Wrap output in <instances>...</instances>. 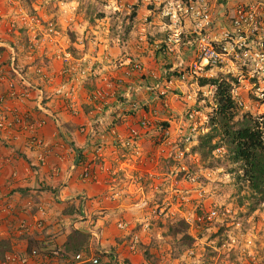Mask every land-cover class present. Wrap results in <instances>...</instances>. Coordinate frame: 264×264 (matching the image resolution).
Masks as SVG:
<instances>
[{"label":"rangeland","instance_id":"obj_1","mask_svg":"<svg viewBox=\"0 0 264 264\" xmlns=\"http://www.w3.org/2000/svg\"><path fill=\"white\" fill-rule=\"evenodd\" d=\"M6 2V12L12 15L10 22L13 28L11 31L4 30V33L12 37V42H16L12 43L15 53L25 58L33 57L32 62L40 61L38 66L45 67L48 61L52 62L49 58H58L67 69L66 80L71 84L68 89L70 102L74 101L73 92L75 96V93L84 89L86 95L82 99L90 104L86 106H92L96 111L99 103L95 94L103 88L102 78L112 81L115 78L109 71L110 67L113 66L119 72L118 77H124L126 67L121 64L128 52L124 45L132 38L131 32L142 0H130L126 5L121 0ZM0 4L3 5L2 1ZM148 6L153 7L152 4ZM149 38H152L151 35ZM153 46L151 44L148 50ZM5 54L9 57V67L17 69V56L12 65L10 48H3L0 56ZM42 59L45 60L42 62ZM147 60L155 67L152 71L162 75V67L166 69L174 61L158 60L154 55ZM145 68L148 69L147 66ZM220 75L231 76L233 96L242 109L240 117L243 114L252 117L264 114V75L253 73L237 61L226 64L223 70L216 68L209 73V77ZM191 76L201 78L195 74ZM191 76L187 80L195 82ZM124 87V84L115 87L119 94L113 101L122 99L120 92ZM180 90L175 85L166 93L162 92V100L156 101L161 103L162 110L158 109L155 102L144 107L148 111L159 110L161 119H152L154 127L151 131H157V127L164 129V124H168L165 130L170 133L168 139L164 138L162 131V142L159 145L149 144L144 152H135L130 146L121 145L117 155L112 156L109 151L106 156L108 161L114 158L118 169L107 178L110 181V184L106 183L107 187L116 182V175H124L122 181H117L122 197L119 203L122 214L117 219L113 218L111 224L124 230L123 236L135 246L136 252L141 254L146 264H264V202L259 203L252 215H247L249 204L257 203L258 199L243 200V197L250 196L251 191L242 180H237L235 171H230L235 166L217 160L224 150H219L214 160H202L194 152L198 137L208 131V119L212 112L210 104H213L212 89L209 91L205 88L198 93L194 102L188 100ZM152 97L158 99L155 94ZM144 108L138 111H130L128 106L122 110L117 109L114 113L117 130L126 122L127 117L135 118ZM142 112L141 115H144L146 111ZM190 114L194 117L190 118ZM192 128H196L197 132L194 133ZM107 130L101 131V135L105 134L113 140L111 130ZM189 136L192 137L190 142L187 140ZM105 137L91 145L96 149V159H93L95 166L96 163H106L105 156L100 157L101 151H105L104 141H108V138L104 140ZM152 147L162 150L161 155L157 151V154L152 156L149 153L147 156L145 151L148 152ZM128 163L132 169L130 177L127 174L131 170L127 167ZM147 163L152 166V177L145 172ZM142 169H145L144 174H141ZM241 183L244 184L243 189ZM108 190L111 191L110 188ZM212 212H216L217 217L210 219ZM102 216L105 214L93 215L91 227L98 225L99 217ZM179 222L189 227L180 226ZM176 223L178 227L175 229L180 231L175 239L170 231ZM121 224L124 228L119 227ZM188 235L195 242L192 248L180 256L177 253L181 249L178 241Z\"/></svg>","mask_w":264,"mask_h":264},{"label":"crops","instance_id":"obj_2","mask_svg":"<svg viewBox=\"0 0 264 264\" xmlns=\"http://www.w3.org/2000/svg\"><path fill=\"white\" fill-rule=\"evenodd\" d=\"M1 1L3 5L0 4V47L10 48L12 65H14L16 56L20 65L17 64V69L14 70L13 67H9L7 54L0 56V95L4 97V107L6 110L16 111L22 120L42 118L47 123L38 133L44 144L42 149L34 147L22 132L15 134L11 141L5 139L0 133V242L9 240L13 245V252L6 255L21 256V254H25L29 243V238L26 235L34 236L40 241H46L50 237L47 243L52 244L50 250H53L56 247L62 248L69 235L73 231H78L91 236L90 250L92 254L91 256L83 254L82 257L95 258L93 250L96 249L101 255H104L103 262L112 259L113 264H146L141 254L136 252L135 246L128 242L126 236H123L124 230L122 231L111 224L113 218L117 219L122 214V206L119 205L122 197L119 194L120 184L117 181L119 179L122 181L124 175H116V182H112L111 187H107L106 183L110 184L107 178L116 173L118 169L116 162L113 161L114 158L108 161L106 156L109 151L112 156L117 155L121 144L114 138L112 140L105 134L101 135L100 132L91 141L81 132L82 127L91 125L96 114L92 106L90 108L86 106L90 105L87 100L82 99V96L86 95L84 89L78 94L75 93V96L73 92L74 101L70 102L71 96L68 89L71 84L67 83V75H65L67 69L63 62L58 58H49L46 55L52 62L48 61L46 67L38 66L40 61L32 62L33 57L25 58L22 54L15 53L12 43L16 44V42H12L14 41L12 37L4 33V30L11 31L13 28L10 22L12 15L6 12V0ZM121 1H124L126 5L130 0ZM161 1L162 6H160ZM220 1L224 3V0ZM227 1L232 6L246 0ZM148 4H152L153 7ZM165 4L166 0H153V2L142 0L135 17L132 39L129 41L127 55H131L135 61H140L149 70H155V67L148 62V57L154 55L158 57V60L161 58L170 59L165 57L163 52L161 57V52L157 51L155 46L162 42L163 47V41L170 26L169 20L164 17ZM147 17L153 24L152 29H150L152 24L146 23ZM3 23L6 24V27ZM147 29L154 33L160 32L162 29V34L157 36L152 43L154 46L151 50H148L149 46L145 45V42L139 41L141 34ZM160 37H162V41L159 39ZM37 57L35 59H40ZM43 60L45 59H42V62ZM162 70L164 71L165 68L162 67ZM109 71L114 76L119 73L113 66ZM12 83L16 85L18 91L28 93V97L26 99L12 98L10 88ZM178 86L182 89L180 91L183 94L197 89L192 81L180 82L177 84ZM205 88L207 87L200 86L202 91ZM147 95L150 98L140 95L135 96V100L141 105L155 102L158 109L162 110L161 103L156 102L157 98L155 100L153 95ZM111 104L113 107L119 103L117 100L111 99ZM74 109L78 110L77 116L71 112ZM142 113L140 115L138 113L135 118L127 117L126 122L119 127L120 134L127 136L131 128L138 129L137 122ZM104 137V140L108 138V141H104L106 147L105 151H101L100 157L105 156L106 163L99 165L96 163L95 166L93 159H96V154H94L96 149L94 148V150L91 145ZM160 138L158 130L154 132L151 129L141 130L140 138L131 150L144 152L145 148L150 145L155 143L159 145ZM131 150L130 152H132ZM157 151L161 155L162 150H157L155 147L149 148L145 153L147 156L149 153L153 156L157 154ZM42 152L47 158V163L43 166L39 164L38 160V156ZM88 166L93 170V174L91 179L86 180L82 178V172ZM127 167H131L130 163L127 164ZM151 167L147 163L146 171L142 169L141 174H144L145 171L149 177H152ZM131 171L132 169L127 171L129 177L132 175ZM81 201L84 203L81 216L64 215L63 212L68 204L79 205ZM84 212L86 216H84ZM102 214L105 216L99 217L98 225L91 227L93 225L91 217ZM40 219L43 220V223L38 226L37 220ZM27 264H84V262H74L73 259L59 260L39 254L36 257H30Z\"/></svg>","mask_w":264,"mask_h":264},{"label":"built area","instance_id":"obj_3","mask_svg":"<svg viewBox=\"0 0 264 264\" xmlns=\"http://www.w3.org/2000/svg\"><path fill=\"white\" fill-rule=\"evenodd\" d=\"M227 2V0H224V3L220 0H166L164 17L169 20L170 26L163 41V47L162 42L155 46L157 51L161 52V57L163 52L165 57L174 60L173 63L164 70L163 75L162 73L156 74L145 68L141 62L133 60L131 55H127L121 64L126 67L123 78L117 75H115L114 81L106 77L102 78L103 88L95 94L99 103L95 117L90 126L82 127L81 132L92 141L95 135L108 129L122 146L134 148L140 138V131L152 129L154 127L152 119L156 121L161 119L158 115L159 110L148 111L144 108L145 105L141 106L135 100V96L155 94L158 97L157 100H162V92L166 93L167 90L180 82L186 83L188 76L195 74L199 77H209L211 70L216 68L223 70L224 66L231 61L240 62L242 67L253 73L264 75V0H246L232 6ZM160 3L162 6V1ZM146 23L152 24L149 17L146 18ZM152 28L153 24L150 29ZM160 34H162V29L156 33L147 29L141 34L140 42H145V45L150 46L152 43L149 41L156 39ZM149 35L152 38L148 40ZM131 39L124 45L127 50H129ZM159 39L162 41V37ZM176 73L179 76H175ZM191 78L195 81L192 83L197 89L185 95L188 100L194 102L202 90L198 78L192 76ZM122 84L125 86L120 92L122 99L118 101L117 106L112 107L111 99L119 94L115 87ZM10 88L12 98L26 99L28 97V93L18 91L15 84L12 83ZM4 103V97L0 95V133L4 138L11 141L15 134L22 132L34 147L42 149L44 144L38 133L47 124L46 120L42 118L22 120L16 111L6 110ZM124 106L130 107V111H138L140 108H144L141 109V112L142 110L146 111L138 119L139 128H131L126 137L120 134L117 126L112 125L117 119L114 117V113L118 111L117 109L122 110ZM73 113L78 115V111L75 109ZM189 117L193 118L194 115L190 114ZM157 128L161 137L159 142H162V127ZM192 131L196 133L197 129L192 128ZM169 135V132L164 131L165 139H168ZM191 138V136L187 138L188 142L192 140ZM38 157L39 164L43 166L47 163L43 152ZM92 174L93 170L88 166L83 170L82 178L91 179ZM84 216H86L85 212ZM216 217L217 213L212 212L210 219ZM37 223L40 226L43 220H37ZM119 227L124 228L122 224ZM52 254L59 260L66 258L65 254L56 248L53 249ZM38 255L39 253L34 251L30 257ZM30 257L8 254L0 259V264H27ZM77 259L99 264L96 258L88 259L80 255L77 256Z\"/></svg>","mask_w":264,"mask_h":264},{"label":"trees","instance_id":"obj_4","mask_svg":"<svg viewBox=\"0 0 264 264\" xmlns=\"http://www.w3.org/2000/svg\"><path fill=\"white\" fill-rule=\"evenodd\" d=\"M3 52V47H0V55ZM179 76L178 73L174 74ZM201 87H207L213 93V104L211 105L212 112L208 119V131L198 137L194 152L201 157L202 160H211L216 157L219 150H224L223 154H219L217 160L226 163L230 166L231 172L237 173V180L246 185L251 191L250 196L243 197L244 201L258 199L257 203L249 204V212L247 215H252L259 206L260 202H264V114L258 117H252L248 114H241V107L236 102L233 96L234 86L231 82V76L220 75L218 77H201L198 79ZM264 95V92H263ZM208 107V104H206ZM143 106V105H141ZM204 108V106H202ZM202 108H199L201 110ZM114 127L117 125V119L112 123ZM168 124H164L165 131L168 129ZM241 183V189L244 184ZM84 203L79 205L68 204L64 210L66 216H81ZM185 228L189 226L184 222H179ZM177 223L171 228V235L176 239L177 232L175 229ZM178 227V226H177ZM29 238L28 248L25 254L21 256H30L34 251H37L44 257L53 258V250H50L49 238L46 241L35 239L34 236L26 235ZM89 234L73 231L67 242L62 248L56 247L59 251L65 254L66 259L73 261H84L77 259V256H91ZM195 240L191 236H183L180 243V252L178 255H183L188 249L192 248ZM12 242L9 240L0 242V259H3L7 253H12ZM95 258L99 264H113L112 259L103 262V256L96 249L93 250ZM84 264H94L92 261L84 262Z\"/></svg>","mask_w":264,"mask_h":264}]
</instances>
